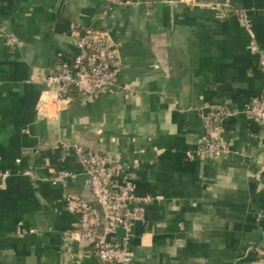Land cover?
Returning <instances> with one entry per match:
<instances>
[{"label": "crops", "instance_id": "crops-1", "mask_svg": "<svg viewBox=\"0 0 264 264\" xmlns=\"http://www.w3.org/2000/svg\"><path fill=\"white\" fill-rule=\"evenodd\" d=\"M131 1L0 0V264H101L71 237L68 196L106 224L73 145L118 159L152 198L127 241L132 264H261L264 132L245 110L263 94L264 0ZM75 29L105 32L121 70L117 87L65 104L41 80L76 54ZM216 108L232 113L228 149L207 159L200 113Z\"/></svg>", "mask_w": 264, "mask_h": 264}, {"label": "built area", "instance_id": "built-area-1", "mask_svg": "<svg viewBox=\"0 0 264 264\" xmlns=\"http://www.w3.org/2000/svg\"><path fill=\"white\" fill-rule=\"evenodd\" d=\"M109 6H136L131 0H104ZM217 8V6H213ZM76 54L71 58L57 57L53 67L42 82L53 87L57 102L68 104L74 93L77 98L92 100L101 93L117 87L121 64L116 47L109 36L100 30L75 29L72 32ZM16 38L6 37L9 48L16 46ZM257 66L264 76V50L257 52ZM245 114L257 122L264 132V87L263 94L252 98ZM232 113L225 108L206 110L200 113L204 137L196 154L215 159L227 152V144L221 133L225 121ZM87 176L92 199L100 206L106 224L97 230L94 212L85 201L68 196V209L79 214V221L71 237L80 244H90L95 259L101 264H132V252L128 246L133 223L137 214L147 207L152 198L135 194L129 178L123 172L121 162L103 156L80 145L67 146ZM26 174H29L28 172ZM7 174L0 173V182ZM123 231L122 242L112 236ZM258 261L264 264V241L254 247Z\"/></svg>", "mask_w": 264, "mask_h": 264}, {"label": "trees", "instance_id": "trees-1", "mask_svg": "<svg viewBox=\"0 0 264 264\" xmlns=\"http://www.w3.org/2000/svg\"><path fill=\"white\" fill-rule=\"evenodd\" d=\"M74 95H75V93H74ZM76 96V95H75Z\"/></svg>", "mask_w": 264, "mask_h": 264}]
</instances>
